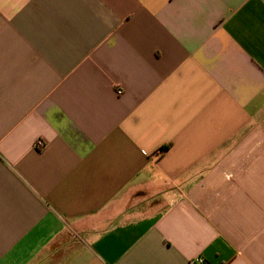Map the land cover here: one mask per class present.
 Here are the masks:
<instances>
[{
    "label": "crops",
    "instance_id": "1",
    "mask_svg": "<svg viewBox=\"0 0 264 264\" xmlns=\"http://www.w3.org/2000/svg\"><path fill=\"white\" fill-rule=\"evenodd\" d=\"M195 258L264 264V0H0V264Z\"/></svg>",
    "mask_w": 264,
    "mask_h": 264
},
{
    "label": "built area",
    "instance_id": "2",
    "mask_svg": "<svg viewBox=\"0 0 264 264\" xmlns=\"http://www.w3.org/2000/svg\"><path fill=\"white\" fill-rule=\"evenodd\" d=\"M117 94H120V90H117ZM43 143L41 141L36 142L35 147L38 149L43 148ZM190 264H204L203 260L201 258H195L190 261Z\"/></svg>",
    "mask_w": 264,
    "mask_h": 264
},
{
    "label": "trees",
    "instance_id": "3",
    "mask_svg": "<svg viewBox=\"0 0 264 264\" xmlns=\"http://www.w3.org/2000/svg\"><path fill=\"white\" fill-rule=\"evenodd\" d=\"M162 150H166V148L164 147V148H162Z\"/></svg>",
    "mask_w": 264,
    "mask_h": 264
}]
</instances>
